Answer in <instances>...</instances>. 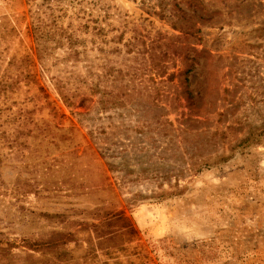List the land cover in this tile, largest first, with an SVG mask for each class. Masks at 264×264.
<instances>
[{"label":"rangeland","instance_id":"374dc122","mask_svg":"<svg viewBox=\"0 0 264 264\" xmlns=\"http://www.w3.org/2000/svg\"><path fill=\"white\" fill-rule=\"evenodd\" d=\"M263 125L264 0H0V264H264Z\"/></svg>","mask_w":264,"mask_h":264},{"label":"trees","instance_id":"16d2710c","mask_svg":"<svg viewBox=\"0 0 264 264\" xmlns=\"http://www.w3.org/2000/svg\"><path fill=\"white\" fill-rule=\"evenodd\" d=\"M166 56L167 52L165 57ZM150 57L152 58L153 64L149 65L150 67L147 70L152 72L154 69L153 67H156L166 72L169 69L167 64H161V56L153 54L150 55ZM146 65H148V63L145 61L142 67ZM195 65V63L191 64L182 70L188 96L191 94V91L188 90L190 87L188 75L193 71ZM104 69L106 71L104 75H97L95 73L90 74L92 79L91 94L93 97L99 99L98 106L101 113L110 110H119L125 107L127 108L132 105H136L137 109L138 106L143 107L161 98L162 94L165 92L166 82L158 77L150 76L147 79L138 80L135 74L134 76H129V71L112 63L105 64ZM113 73L114 78H110ZM175 76V74H172L170 80H173ZM261 134H264V125L261 128ZM261 134L259 136H261Z\"/></svg>","mask_w":264,"mask_h":264}]
</instances>
